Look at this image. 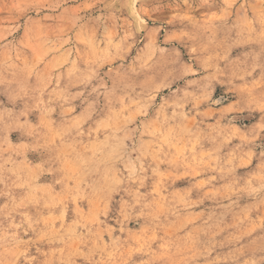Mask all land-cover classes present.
Wrapping results in <instances>:
<instances>
[{
  "label": "rangeland",
  "instance_id": "1",
  "mask_svg": "<svg viewBox=\"0 0 264 264\" xmlns=\"http://www.w3.org/2000/svg\"><path fill=\"white\" fill-rule=\"evenodd\" d=\"M0 264H264V0H0Z\"/></svg>",
  "mask_w": 264,
  "mask_h": 264
}]
</instances>
